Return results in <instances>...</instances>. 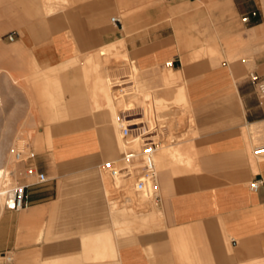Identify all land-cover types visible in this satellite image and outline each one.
<instances>
[{
	"label": "crops",
	"instance_id": "crops-1",
	"mask_svg": "<svg viewBox=\"0 0 264 264\" xmlns=\"http://www.w3.org/2000/svg\"><path fill=\"white\" fill-rule=\"evenodd\" d=\"M146 5L0 0V48L3 37L14 33L11 44L26 50L28 75L43 79L28 95L18 90L16 99L8 97L5 108L45 110L53 92V108L72 110L43 135L50 149L37 154V163L49 179L41 199L28 207L27 243L18 242L13 225L6 228L7 218L1 220L0 250L26 264H264V154L254 153L264 147V96L248 76L251 70L264 74V51L229 61L211 55L219 49L198 46L189 56L185 49L196 39L185 22L173 20L176 39L153 22L162 11ZM121 12L128 13L124 21ZM118 52H130L142 90L160 80L178 82L170 96L145 100L152 101L148 113L174 103L180 89L193 116L194 133L178 149L182 161L167 158L158 172V204L131 192L128 182L104 179V163L118 158L125 140L122 134L118 139L114 120H120L119 110L133 108L122 100L126 105L117 109L107 82L103 61L109 56L103 55ZM50 78L57 79L53 87ZM255 179L261 184L252 189Z\"/></svg>",
	"mask_w": 264,
	"mask_h": 264
},
{
	"label": "rangeland",
	"instance_id": "rangeland-1",
	"mask_svg": "<svg viewBox=\"0 0 264 264\" xmlns=\"http://www.w3.org/2000/svg\"><path fill=\"white\" fill-rule=\"evenodd\" d=\"M146 7L148 10L162 11V15L157 14L153 22L163 24L165 26L164 33H171L176 39L173 20L179 18L185 22V31L188 35L195 34L196 39L195 45L188 46L185 49L189 56L194 53L195 47L198 46L199 50L205 47L208 52L219 49L211 55L229 61L241 58L253 59L257 53L264 51V0H196L194 3L191 0H147ZM254 8L260 10L259 18L253 22L244 23L241 20V16ZM132 13L134 12L132 11ZM120 16L124 21L128 13L121 12ZM205 21L209 24L208 28L204 26ZM259 23L263 24L260 27L256 26L253 29H249ZM195 26L200 28H194ZM259 28L261 29L259 30ZM12 34L14 38V33ZM11 43L12 39L7 38L6 35L3 37L0 48V166L11 172L9 176L13 184L29 183L27 190L30 206L35 199H41L44 183H35L34 178L25 175L23 165L14 159V151L16 148L24 146L31 147L37 154L49 150V140L44 139L43 135L48 130H54V122L69 118L72 110L53 108V106L58 105L57 99H54L55 94L53 92L49 94L50 102L47 103L51 107L45 110L32 108L25 112V109L18 107L5 108V100L8 97L11 96L16 99L15 92L18 90H21L24 95H28L32 88L39 86L37 82L43 80L42 78L34 77L32 74L28 75L26 71L28 63L26 50ZM124 47L126 48L127 46L124 44ZM116 54L103 55L109 56L103 61L109 74L107 82L110 91L115 93L114 101L122 99L133 107L123 110L121 108L126 104H120L121 106L117 107V109L121 110H119V115H117L120 120H114L116 126H118L116 127L118 128V130L116 129V135L119 139L122 126L127 125L130 128V134L126 138L136 137L141 141L140 147L137 149L139 156L131 161L133 163L139 162L145 156L143 154L145 148L154 149L153 159L157 165L158 172H160L167 158L171 157L174 161L177 159L175 162L182 161L178 158L180 155H178L177 151L182 140L191 137L194 133L192 113L188 104L183 102L172 103L171 107L160 108L156 110V113L151 109V113H148V106H152V101L148 105L145 100L151 95L170 96L169 92L177 86L178 82L166 85L160 80L157 82L156 88H151L148 90L149 92L144 91L138 83V76L141 71L138 66L134 67L137 64L133 62L130 52L125 56L122 52ZM6 57H15V59L3 60ZM18 58H21V60ZM75 63L73 62L71 65ZM168 67L169 65L165 64L160 70L163 72ZM75 79L76 77L71 78V80ZM84 79L86 80V77ZM46 81L47 85L51 87H53L54 83H57L55 78H50ZM41 83L43 85V81ZM14 106H17V104ZM92 111L94 110H88V112ZM24 112L26 113L25 116L19 114ZM157 112L159 116L155 118ZM135 118L140 122L131 124ZM120 123H122L121 127ZM127 139L124 141L120 139L122 148L117 155L118 158L115 159L117 166L124 167L127 165L123 157L126 150L132 149L131 147H125ZM173 148L174 150H171ZM111 158H108V160H111ZM103 173L106 183L110 184L113 179L104 167ZM134 181V178L124 180L131 186V192L134 191L132 189ZM2 203H0L2 212L0 227H2V218H7L6 228H11L13 225L18 242L26 244L28 240L26 215L29 206L19 210H7ZM12 217L13 220H11ZM3 255H11L13 259L9 261ZM13 261L26 264V260H19L16 253L0 250V264H8Z\"/></svg>",
	"mask_w": 264,
	"mask_h": 264
},
{
	"label": "built area",
	"instance_id": "built-area-1",
	"mask_svg": "<svg viewBox=\"0 0 264 264\" xmlns=\"http://www.w3.org/2000/svg\"><path fill=\"white\" fill-rule=\"evenodd\" d=\"M174 1V0H168ZM260 16V10L258 8L251 9L241 16V20L244 23H250L255 21ZM111 21L120 23L121 18L113 16ZM7 38L13 39V34H7ZM249 79L255 86L257 93L260 96H264V74L251 70L248 73ZM121 134L123 137H127L130 134V128L125 125L122 126ZM154 149L145 148L144 157L139 162L131 161L135 157L139 156V152L125 151L123 157L126 161V166H117L115 161L108 160L104 163V168L108 170L112 179L116 181L130 180L134 178L133 189L139 192L145 200L152 201L158 204L160 200V185L158 179L157 165L153 159ZM254 153L257 155L264 154V147H257L254 149ZM147 157V158H146ZM14 159L16 162L23 165V170L26 176L34 178L35 183H45L48 181V175L42 171L37 163V152L31 147H19L14 151ZM261 184L260 179H255L250 183L252 189H257ZM29 183L14 184L6 189V195L4 200V207L7 210H19L28 207L30 204L28 187ZM9 191V193H8Z\"/></svg>",
	"mask_w": 264,
	"mask_h": 264
},
{
	"label": "bare ground",
	"instance_id": "bare-ground-1",
	"mask_svg": "<svg viewBox=\"0 0 264 264\" xmlns=\"http://www.w3.org/2000/svg\"><path fill=\"white\" fill-rule=\"evenodd\" d=\"M117 46V45H116ZM115 47V46H114ZM106 48H108V47H106ZM108 49H110V48H108ZM117 49V48H116ZM107 50V49H106ZM108 51V50H107ZM112 51V50H111ZM105 54V53H104ZM112 55V54H111ZM115 55H117V54H115ZM104 90V89H103ZM110 93V92H109ZM114 94V93H113ZM105 95V94H104ZM111 96V95H110ZM177 96V97H176ZM175 97L177 98V99H175L174 98V103H181V102H183V103H186V99H185V97H184V95H183V92L180 90V89H178V91H177V95H176ZM112 97V96H111ZM107 101H109V102H111V98H109ZM167 102H169V101H167ZM163 104L162 105H158L157 106V109H160V108H165V107H171L172 106V103H168V104H164V103H166V102H162ZM123 105V101H122V99L121 100H118V101H116V103H115V107H118V106H121V105ZM187 104V103H186ZM185 104V105H186ZM174 105V104H173ZM154 109V108H153ZM114 110H116V109H114ZM113 114V113H112ZM122 126V123H120V127ZM123 137V136H122ZM124 139H127L126 137H123ZM124 141V140H123ZM128 141V142H127ZM126 143H125V147L127 148V147H131L132 149H129L130 151H134V152H139L137 149H138V147H140V144H141V141H140V139H138V138H136V137H129V139H127L126 141H125ZM143 143V142H142ZM170 148V147H169ZM176 148V147H175ZM171 150H174V148L173 149H171ZM176 152V151H175ZM178 152V154L180 155L181 153L179 152V150L177 151ZM171 153V152H170ZM172 155V154H171ZM175 155H176V158H177V154L175 153ZM175 155H174V157H175ZM179 157V156H178ZM181 157V156H180ZM171 158V157H170ZM180 159V158H179ZM177 160V159H176ZM175 160V161H176ZM10 171H8L6 168H1V166H0V203H2V201H3V206H4V200H5V195H6V189L8 188V187H10V186H12V185H14L12 182H11V180H10ZM5 177H7V178H5ZM7 180V182H5ZM8 193H9V191H8ZM141 197V196H140ZM139 197V198H140ZM146 201V200H145ZM136 202V201H135ZM143 202V201H142ZM136 204V203H135ZM152 211V210H151ZM127 213H128V211H127ZM0 214H1V210H0ZM0 217H1V215H0ZM124 217V216H123ZM127 217V216H126ZM149 218V217H148ZM152 218V217H151ZM154 218V217H153ZM133 222V221H132Z\"/></svg>",
	"mask_w": 264,
	"mask_h": 264
}]
</instances>
